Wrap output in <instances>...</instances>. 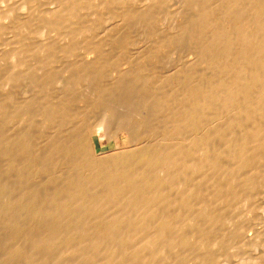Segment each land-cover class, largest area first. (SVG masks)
<instances>
[{"label": "bare ground", "instance_id": "6f19581e", "mask_svg": "<svg viewBox=\"0 0 264 264\" xmlns=\"http://www.w3.org/2000/svg\"><path fill=\"white\" fill-rule=\"evenodd\" d=\"M2 1H3V3H5L7 5V7L4 6L6 8L3 10H2V8H0V37L5 35L8 32V30H9V32H8L9 36L11 33L14 34V32H15V35L14 36L12 35L13 37L10 39L12 41L10 42V44L8 43L11 46H12L11 43H13V45H15L14 47L12 46L13 48L10 47L12 52L9 56H11L15 61L14 67L15 68L21 67L20 70L23 68L22 67L23 64H28L30 62V60H37L38 58L35 59L36 57H38V56L44 57L43 55H47V54L52 55L53 53L54 54L60 53L63 56L70 57V55L71 56L73 54L77 55L79 53L80 54L81 53H83V54L87 53L89 55V53H91L93 51H95V52L97 51L96 53H99L101 51L103 52L105 50V49H103L104 48L103 43L105 41H108L109 44L107 42H105L104 45L108 44V45H111L113 47H114V45L120 44V50L119 49L118 50L122 51L124 49H127L128 46H131L132 40L134 41V39H136V38H138V39L141 38L142 40H145V41L147 40L148 42L150 41V43H151L150 48L152 50V53L153 52L154 53L160 52L164 49L171 48L174 45H175L174 47H177V46H180V47L183 46L184 47L185 46V48L187 47L189 50L188 53H190V55H192L194 57V59L197 58V60L199 61L198 66L203 67V69H201V68L200 69L205 70L204 72H201V70L199 71L204 76V77L202 76L203 78L201 77V79L199 77L197 78V79L201 80V83L199 85H196L195 88H193V89H189V91L186 90L188 92H184V91L181 92V93H184L182 96L185 95V98H188V99L190 98L192 101L191 103H189V107L187 108V110L182 112L183 114L180 115L181 118L183 117L184 122L178 124L181 128L187 130L189 133V138L186 140V142L183 141L181 145H178L179 144L178 140L182 141L183 136L181 137V139H179V136H172V133H171L170 138H169L170 140H167L166 139L167 135H165V133L168 132V130L164 131L165 130L164 127L160 126L161 128H163L162 131H163L165 136L162 138L161 137L158 138L157 136L152 137L155 140V141L151 140L152 138L150 139L151 141H154V142H151L152 145H148L147 147H145L141 151L138 149L139 154H137L136 157H132L131 161H129L128 165L123 160H122L123 162H121V159H123V154H124L123 152H128L130 149H133V147L130 148V145L133 142L126 147L115 148L110 153L104 152L103 155L96 156L95 159H93V162L96 161L94 163H97L99 165L101 163L102 165H104L103 167H105V165H107L108 172H107V170L104 169L105 172L110 174V177L112 176V177L117 178L116 180L118 181V182L115 181L114 183H112V186L110 189L111 193H109V195L107 193V198H105L106 200H104V201L109 200L113 204L115 202V200H114V198L112 199V197L117 196L120 193V191H118L120 186H121V193H122L123 192L122 185L124 183L127 184L126 182L129 183V181H130V185L128 184L129 186H127V187L129 188L131 186V188H133L134 191L130 190V192H127V193H129L132 198L134 197V199H131V197H129L133 201V202L130 201L131 203H133V205H130V207L128 206L127 208H130L132 210L133 207L137 206L138 208H134V209H136L135 211H137L138 209L141 211V213H139L140 215L137 213V215H134L135 217H133V215L132 216L129 215L130 217H133V218L128 219L127 221L129 222V220H132L134 223L131 221L132 224H130V222H129L128 223L129 227H127L128 229H126V227L124 229H121L120 227L118 228V225L115 224V222L113 221V223L110 225V227L112 226L113 228L111 227L109 230H107V228L103 229L102 227H97V228L94 227V230L92 229L93 231L92 230L89 231L90 229L86 230L89 232H85V231L79 232L80 229H78V228H77L78 229L77 231L76 230L74 231L73 229H72L73 231H70L69 229H66V230H55V229L49 230L48 229L47 230L48 232L47 231H39L40 233L37 232L39 235L38 237L40 238V240L38 242H40L41 244H39L40 246H39L38 251L36 250L38 252L39 256H41V255L44 256L45 254H47V253H45L46 252L45 250H49L48 248L46 249L44 245L47 246V244H49L50 246L49 245L48 246L51 247L52 242L55 239H58L59 237L63 238V240H62V238L59 239V240L63 241V243H61V244H64L65 241L78 240V241L82 242L81 243L82 246H83V243L85 245L86 244L91 245V247L83 248L85 246L84 245L83 247L77 248L74 250L72 248H75V247H72L71 248L72 252H70L71 251L70 249H69V252L66 249L67 252L66 253L63 252V254H61V252H60V254L63 255V256H61V255L60 256L65 258V259L63 258L62 260L58 259L59 258V255H58L59 253H57L58 251L54 252V253H57L58 257L56 259L60 260L59 262L58 261L57 262H53V261L52 262H47V261L42 262L41 261L39 264H167L168 262H183V263L184 262H186V263L187 262L188 263L189 262H216L215 257L209 258V257L205 256V254L202 256L201 255L198 256L196 254L197 253L198 254L205 253L204 250L206 249L207 246H209L206 244V240L209 236H211L210 235L212 233L211 231L217 230V233L219 234V232H220L219 230H221L219 227H221L222 229L227 228L228 223H227V220H225V217H227V215H229V214L234 213L235 207H237V208H238V206L243 207L244 204L247 203V201H249V198L250 199L252 198V195L254 197V192L256 191L258 182L262 181L264 179V114L262 116H260V114H261L260 109L264 107V0H219V2H222V4L225 3V5H226V3H227L230 5L229 9H228V10H230L229 15L227 13L228 12L227 10H226V12L224 11L225 8H224V10L221 9L222 13L219 15L217 14L216 9H214V11H213V8H214L213 6L216 7L215 4H217V3L213 4L214 0H6L5 2H4V0H2ZM1 3H0V5H2ZM221 5L218 4L219 7ZM222 6H224V4ZM226 7H228V6L226 5ZM218 8H217V10H218ZM220 11H218V12H220ZM213 12L214 13L216 12V14H214ZM248 14H249V17H248ZM216 15L218 16V18ZM215 23H219V25L218 24L215 25ZM229 24L232 25V28L234 31L228 30L229 27L227 28V26ZM229 29H231V28H229ZM10 31H12V32H10ZM229 31L233 32L232 35L230 34ZM6 35H8V34H6ZM5 36H3V37L5 38ZM2 40H3V38H2ZM154 40H155V43H154ZM156 40H158L159 43H157L158 41H156ZM129 41H131V42L129 43ZM148 42H145V43H148ZM129 44H131V45H129ZM5 45H7V44H4L3 46H5ZM147 45H149V43ZM117 46H115L116 49L119 47V46L118 47ZM2 47H0V48H2ZM185 48H183V49H185ZM233 48H235V51L237 52L235 56L233 55L235 52L232 53V51H234V50H232ZM4 49H3V51H4ZM174 49H173V51H175ZM98 50H101V51H98ZM110 50H112V49H110ZM144 50H145V48H144ZM185 50H187V49H185ZM0 52H2V49L0 50ZM4 52H6V51H4ZM179 52H181V51H179ZM80 54H79V56L83 55V54L82 55H80ZM136 54H138L137 51H136ZM149 54H151V53H149ZM168 54H170V53H168ZM173 54H174V52H173ZM126 55H127V53H126ZM180 55L183 56V54H179V56ZM232 55L234 56V58H231L229 60L228 58ZM127 56H129V55H127ZM49 57H50V55H49ZM129 57H131V56H129ZM129 57H128V59H129ZM88 58L90 59V57H88ZM185 58H187V57H185ZM3 59H5V57ZM45 59L48 61V58L45 57ZM63 60H64V58H63ZM63 60H61V61H63ZM92 60L95 61L94 59H92ZM189 60H191V59H189ZM40 61H41V63L45 62V61H43V59H40ZM75 61H77V60H75ZM194 61H196V59ZM35 62H37V61H35ZM51 62H53V61H51ZM113 62L115 63L116 61H113ZM97 63L99 64V62H97ZM216 63H217V65H216ZM35 64H37V63H35ZM86 64H88V63H86ZM98 64H97V66H98ZM173 65H174V63H173ZM198 66L196 65V67H198ZM214 66L217 67L218 73L216 72L215 69L213 71ZM1 68L2 67H0V69ZM10 69L11 68H9L8 70H10ZM11 70L15 71L16 69L15 70L11 69ZM8 72L10 73V71H8ZM212 72H214L215 76H216L215 73H217L218 75L220 74L221 76L219 75V77H218V75H217V77L214 78V76L212 75ZM20 75L22 77V74H20ZM20 75H18V76H20ZM177 75H179V74H177ZM180 75H181V73H180ZM198 75L199 74L197 73L196 75L191 76V77L195 78V76H198ZM222 76H224V79H222ZM2 77H3V75L1 76V74H0V78H2ZM5 78H4V81H6ZM217 78H219V80H217ZM11 79L14 80L16 78L14 77V79H13V77H12ZM32 79H33V77H32ZM88 79H89V77H88ZM2 80H3V78H2ZM12 80H10V81H12ZM19 81H21V80H19ZM19 81H17L15 84H17V83L21 84ZM33 81H34V79H33ZM33 81H32V83H33ZM7 82H8V80H7ZM79 82L81 83V81H79ZM84 82L86 83L87 81H84ZM0 83H1V80H0ZM69 83H71V82H69ZM72 84H74V83H72ZM72 84H71V86H72ZM163 84H165V83H163ZM2 85L3 84L1 83V85H0L1 89H3L1 87ZM4 86L7 88L6 84ZM8 86H9V84H8ZM190 86H193V85H190ZM1 89H0V91H1ZM217 89H220V91ZM215 91H216V93L218 91L221 92L219 94V96H218V93L216 95ZM8 92H6L5 94H7ZM0 93H2V92H0ZM5 94L2 93L1 98L3 97L2 95H5ZM6 96H4V98ZM8 96H10L9 93H8ZM107 97H108V94H107ZM192 98H193V100H192ZM3 100H6V98ZM114 100H115V98H114ZM60 101H61V99H60ZM62 102H63V100H62ZM170 102H173V101H170ZM70 103H72V102H70ZM1 104H0V116L3 115V111H4L3 106L5 105V104L4 105H1ZM9 104H11V103H9ZM108 104H109V102H108ZM158 105L160 106V104H158ZM187 105L188 104H186L185 106L187 107ZM79 106H80V104H79ZM160 107H162V105ZM109 108L112 109V107H110V106H109ZM128 108H129V106H128ZM177 109H179V108H177ZM183 109H185V108H183ZM257 109H259V110H257ZM106 110H107V108H106ZM57 111H58V109H57ZM99 111H100V109H99ZM128 111L130 112V110H128ZM111 112L109 113V115H111ZM117 112H118V110H117ZM80 113H82V112H80ZM107 113H108V110H107ZM157 113H158V111H157ZM262 113H263V110H262ZM4 114H5V112H4ZM97 114H98V112H97ZM7 115H8V112H7ZM113 115L114 114H112L111 116H113ZM115 115L117 116V113ZM135 115H138V113ZM144 115H146V114H144ZM81 116H83V115H81ZM93 116H95V115H93ZM99 116H102V115L99 114ZM107 116L108 115H106V117ZM116 116H115V118L117 120L118 118ZM142 116L140 114V117L139 116H137V117H139V119H140ZM180 116H178V117H180ZM47 117H45V118H47ZM137 117H135V118L137 119ZM145 117L146 116H144L143 118H145ZM75 118H77V117H75ZM93 118L95 119V117H93ZM101 118H103V116ZM122 118L125 119L124 115ZM143 118H142V121H146L147 117L145 118V120H143ZM186 118H188V122H187V120H185ZM1 119H2V116H1ZM82 119H84V118L82 117ZM6 120H9L8 117ZM6 120H4V121H6ZM15 120L18 121V118ZM129 120H132V117H131V119L129 118ZM178 120H179V118H178ZM183 120H181V121H183ZM2 121H3V119H2ZM83 121H85V120H83ZM113 121H115V120H113ZM119 121H120V118H119ZM123 121H125V120H123ZM53 122H52V124H53ZM76 122H79V120ZM120 122H119V124L117 123V126L115 124V128L113 127L114 129L110 128L111 129L110 130L109 128H106L107 130L109 129L108 134H106L104 132V130H106V129L103 128L104 130H102V126H101V123L99 121H98V123H100V124H98L99 126L93 125L92 127L87 128L86 129L87 134L85 136L80 137V135L85 134V131L83 130L84 129L83 128L82 132H84V134L79 133V137L77 136V138L75 137L76 138L75 140L73 139L74 142H77L79 147H82V149L80 148L81 151H83V149H84L83 152L80 151L81 155L82 154H83V156L86 155V157H84L86 159L87 156L90 157V155H88L87 154L88 152L87 151L85 152V150L88 149L89 147L96 149L95 136L100 135L102 137V140L103 141L105 140V142H106L109 140H114L115 137L120 133H125L127 131V129H125L126 127L125 128L122 127L120 125L122 122L121 123ZM0 123H1V121H0ZM159 123H161V122H159ZM104 124H105V122L103 123V126H105ZM109 124L112 126L113 123H109ZM166 124L168 125V122ZM130 125H132V124H130ZM147 125H149V124H147ZM164 125H165V123H164ZM178 125H176V124H175V126L172 125L171 127H169V129L172 127H173L172 129H175V128L177 129ZM43 126H44V124H43ZM100 126H101V128H100ZM136 126H138V125L136 124ZM0 127H3V126H0ZM6 128H7V126H6ZM64 128H65V126H64ZM73 128H75V127H71V129H73ZM165 128L168 129V126H165ZM0 129H3V128H0ZM128 131L126 132V134H128ZM159 131H160V129H159ZM159 131H157V132L160 134ZM0 132L2 133V131H0ZM4 132L5 131H3V133ZM129 132H131V130ZM147 132L148 131H146V133ZM1 133H0V157L4 156V153L6 152L5 151L6 150V148H5L6 142L3 140V139H5L4 137H6V136L3 135L4 137L2 138ZM167 134H170V132ZM128 135L130 136L131 134H128ZM161 135H163L162 132H161ZM18 136H19V134H18ZM71 136H72V134H71ZM131 136H130L131 141H133V138L134 139L137 138V137L135 138L133 136H132L133 137L132 138ZM142 137H144V134ZM155 138H157V139H155ZM147 139H149V138H147ZM158 139H160V140H158ZM164 139H166L167 141ZM61 140H63V139H61ZM150 140H148V142L145 141V143H149ZM175 141L178 142V144L176 143L177 145H173L170 143V142L175 143ZM139 142H141V140ZM13 143H16V142L14 141ZM65 145H66V143H65ZM74 145H75V143H74ZM131 146H133V145H131ZM137 146L138 145L136 144V147ZM86 147H88V148H86ZM67 148L65 150H67ZM52 152H54V151H52ZM132 153L133 152L131 151V155H133ZM125 155L126 154H124V156ZM71 156H73V155H71ZM93 156H95V155H93ZM5 158L1 157V159H5ZM92 158H94V157H92ZM92 158H90V159H92ZM190 159H194V163L192 162L193 160H191V162L193 164L190 162ZM16 163H17V161H16ZM1 164L2 163L0 162V166L5 168V166L1 165ZM3 164L6 165L7 163H3ZM86 164H88L87 160H86ZM134 164L144 165L142 168L143 169L145 168L146 170L143 172L142 171L135 172L134 171L135 168L133 170L130 169V168L134 167ZM176 165H178L177 167L179 168L180 177L182 174H184L186 172H192L194 174L195 177L194 176L193 177L195 178L196 183L198 184V186L199 185L202 186L201 188H197L198 190H201V189L204 190L205 187H203V185L207 186V188H208V184L210 183V186H209L210 190L209 191L211 193H210V195H208L209 197L207 196L206 193H205V195H206L205 196L203 194V192L202 193L198 192V196H196L197 198H195L196 199V201H195L196 205L198 204L197 213L195 215L189 217V218H187L188 217L187 215H186L187 217H184L185 214L183 215V217H181L182 215L181 216L179 215L180 217L176 216L175 219H178V218L179 219L180 218L186 219L187 218V220L189 221V226H190L189 229H186L184 227L185 229H183V230L182 229L181 230H178V229L169 230V229H171L172 225L170 223L167 225L166 221H164V220H166V218L169 219L168 218L169 215L168 216L165 215V219H163L164 216L162 219H161V217L159 218L160 225H157V228H153V226L155 227V225H153L151 229L148 227H144V228H148V229H143L142 228L143 226H146V225L148 226V223H146L147 221L145 219L155 218L151 212L155 209L154 206L157 204V202L160 201L158 196H160V195L162 196V194H164L162 192L164 187L173 188L174 190H175V188L176 189L178 188V186H179L178 181L179 180L177 181V180H175V178L171 177V175H173V173H171L169 175L172 168H173V171H175L174 167ZM16 166H19V165L15 164V167ZM150 167L153 169L152 173L148 172L149 171L148 169ZM140 168L141 167L139 165V168H137V170H139ZM0 169H2V168H0ZM71 169H73V168H71ZM2 170H6V169H2ZM2 170H0V171H2ZM9 171H11V170H9ZM92 171H94V170H92ZM57 172H59V171H57ZM88 172L86 173L87 176L82 175L81 178L79 177L80 179H82V180L79 179L80 183L87 178L93 179V177H94V180L96 179L98 181L99 178L97 176L92 177V175L95 173L89 174ZM23 173H25V172H23ZM88 174H89V176L91 175V177H89ZM0 175L5 176V174L3 172ZM100 175L102 176V173ZM98 176H99V173H98ZM2 178H4V177H2ZM7 179L8 178L6 177V180ZM16 179H17V177H16ZM105 179H107V178H105ZM177 179H179V176ZM113 180H115V179H113ZM0 181H2V179H0ZM111 181H112V179H111ZM20 182H22V181H20ZM89 182H90V180H89ZM108 182H110V180H108ZM188 182H190V181H188ZM6 183H7V181H6ZM107 185L109 186V184H107ZM161 185H163V186H161ZM186 185H187L186 187H188V184H186ZM117 187H119V188L117 189ZM28 188H29V186H28ZM76 188L79 189V186H77ZM76 188L74 190H76ZM193 188L195 189V187H193ZM207 188L205 190H207V193H208L209 191ZM108 190H109V188H108ZM189 190H191V189L189 188ZM78 192L79 191H77V193ZM29 193L31 194V192H29ZM71 193H72V191H71ZM100 193H102V192H100ZM167 193H168V191H167ZM184 193L185 192H183V194ZM129 194H128V196H129ZM177 194H178V192H177ZM187 194H188V192H187ZM101 196H102V194H101ZM161 196H160V198H161ZM72 197L74 198V196H72ZM129 198H128V200H129ZM13 200H15V199H13ZM113 200H114V202H112ZM124 200H125V198H124ZM128 200H126V201H128ZM206 200L210 201L209 203L207 202L208 205H206ZM137 201H140V202L138 203ZM184 202H188V201H184ZM88 203H90V202H88ZM93 203H95V202H93ZM117 204H119V203H117ZM126 204H129V203H126ZM126 204H124V205L122 204V205L126 207L127 206ZM137 204H139V205H137ZM158 204H157V206L160 205V204L159 205ZM163 204H164V202H163ZM185 204L187 206V203H185ZM83 206H84V208H87V206L86 207H85V205H83ZM93 206H90L92 208V210L89 209L90 207L87 208V209H89L88 211L91 210L89 213H87V214H89V215H87V218H89V216H91L90 217L91 219L96 218L97 214L99 212H101V210H102L101 208H99L100 209V211H99L98 208H94ZM191 206L194 209L193 202H192ZM253 207H255V206H253ZM102 208H104V207H102ZM127 208H125L126 211L127 210L130 211V209H127ZM168 208H169V206H168ZM123 209L124 208H121V211ZM112 211H114V210H112ZM132 212H134V211L132 210ZM125 214H127V213H125ZM134 214H136V212H134ZM58 215H60V214H58ZM103 215H105V214H103ZM3 216H4V214H3ZM123 217H126V215H124ZM123 217L121 216V219H126ZM87 218H86V220H87ZM237 218L239 220L241 219V218H239V216H237ZM113 219L115 220L114 217H113ZM118 219L119 218H117V220ZM184 219H182V220H184ZM58 221H59V219H58ZM150 221H148V222H150ZM228 221H229V219H228ZM185 222H187V221H185ZM152 223H149V226H151ZM229 224H230V222H229ZM77 225H79V224H77ZM102 225L104 226V224H101V226ZM121 225H124V224L121 223ZM62 226H61V228H62ZM86 228H87V226H86ZM246 230H247V228H246ZM242 231L244 232V229ZM213 233H216V231ZM220 234H221V232H220ZM220 234H219V236H220ZM39 238H37V239H39ZM59 240L57 241L58 244H59ZM96 240L99 241L98 244H96L97 243ZM62 241H60V242H62ZM242 241H243V239H242ZM55 242L56 241H54L53 244L56 246L57 243L55 244ZM102 242H108L111 245H107L108 243L107 244L104 243V244H106V245H104ZM207 242H208V240H207ZM159 243H161V244H159ZM242 243H244V242H242ZM42 244H43V246H42ZM61 244H59V247ZM79 244H78V247L81 246ZM163 244H166V245H163ZM162 245H163V247H162ZM177 245L183 247V248H181L183 251L181 250L179 252L176 249V247H178ZM36 246H38V244H36ZM55 246H52V249L53 248L59 249L58 247H55ZM63 246L64 245H62V250H63ZM69 246L70 245L68 244V247H65V248H69ZM71 246H73V245H71ZM76 247H77V244H76ZM50 250H51V248H50ZM50 250H49L48 254H50L52 252ZM91 251L96 252V254H97V260L96 261H93L91 259V258H94L96 256L95 255L94 257H92L91 254H93V252H91ZM17 254L18 253H16V255ZM89 254H90L91 258L88 257ZM11 256L13 257V254ZM7 257H8V255H7ZM43 258H41L40 260H42ZM34 261H35V259H34ZM73 261H75V262H73ZM186 263H184V264H186Z\"/></svg>", "mask_w": 264, "mask_h": 264}, {"label": "rangeland", "instance_id": "374dc122", "mask_svg": "<svg viewBox=\"0 0 264 264\" xmlns=\"http://www.w3.org/2000/svg\"><path fill=\"white\" fill-rule=\"evenodd\" d=\"M5 1L6 0H4V2ZM216 1L214 0V3H213V4L217 3V4H215L216 7L213 6L214 7L213 11H214V9H216L217 14L219 15L222 13V10H224V8H225L224 11L226 12V10H227L228 11L227 13L229 15L230 10H228V9H229L230 5L226 3V5L228 6V7H226L225 3H223L224 6H222L223 5L222 2H219V0H216ZM0 3L2 4V5H0L1 6L0 8H2V10L7 7V5L5 3H3L2 0H0ZM218 4L219 5L222 4V5L219 7ZM4 6H6V7H4ZM217 8H218V10H217ZM219 9L220 10L222 9V10L220 11ZM218 11H220V12H218ZM214 14H216V12ZM248 17H249V14H248ZM217 18H218V16H217ZM216 24L219 25V23H215V25ZM228 27L231 29H229ZM227 28H228V30L234 31L232 28V25H230V24L227 26ZM8 32H9V30H8ZM8 32L7 33L5 32L8 35H6L5 33L4 34L6 36L3 35V36H5V38L3 36L0 37V39H1L0 40V47H2L4 44H7V45L3 46L2 48H0V50L2 49V52H0V54H1L0 55V67H2L0 69V74H1V76L3 75V77H2L3 80H2V78H0L1 83L3 84L1 86L3 89L0 88L1 89L0 92L5 94L6 92L9 91L8 93L10 95V96H8V93L5 95H2L3 99L6 98V100H3L1 98L2 93H0V98H1L0 104L1 103H2L1 105L5 104L3 106V108H4L3 115H1L2 119H3V121L6 120L7 117L9 119V120H6L3 122L1 119V116H0V121H1L0 126H3L0 128L4 129V130L0 129V131H2V133H3V131H5L4 132L5 134L4 133L2 134L1 132L0 133L2 135V138L4 136H6V137H4L5 139H3L6 142L5 143V148H6L5 151L6 152L4 151L5 152L4 156L6 158L4 156H1L2 158H5V159H1V157H0V159H1L0 162L2 163L1 165L5 166V168H3L1 166H0V168L6 169V170L0 169V170H2V171H0V174H2V172L5 174V176L0 175V179H2V181H0L1 182L0 183L1 184L0 185V188H1L0 189V211H1L0 212V264H36V263L39 264L41 261L42 262H46V261L47 262H52V261L53 262H57V261L59 262L60 260H58V259L62 260L64 258V257H61V256H63V255H61V254H63V252L64 253H66L67 251L69 252V249L71 250L72 247H75V248H72L73 250L77 249V248H81L85 244L83 243V246H82V244H81L82 242L78 241V240H74V241H65L64 240L66 243L64 242V244H61V243H63V241H62L63 238L59 237L58 239L54 240V241H56L55 244L57 243L56 246L53 244L54 241L51 244L52 246L58 247L59 249H57V248L52 249V246L49 247L50 246L49 244H47V246L44 245L46 249L48 248L50 250V248H51L50 251H52L51 253L53 255L51 253L48 254L49 250H45L46 251L45 253H47V254H45L44 256H42V255L39 256V254L37 252L39 249V246H40L39 244H41L40 242H38L40 240V238L38 237L39 236L38 233H40L39 231H47L48 229L49 230H54V229L55 230H66V229H69L70 231H73V230L77 231L78 229H80L79 232H81V231L89 232L92 229L94 230V227H96V228L102 227L103 229L107 228V230H109L112 227V226L110 227V225L113 223V221L115 222V224L118 225V228L120 227L121 229H124L126 227V229H128L127 228V227H129L128 223L130 222V224H132L131 223L132 220H129V222L127 220L135 217L134 215H137V213L138 214L141 213V211L139 209L137 211H135L136 209H134V208H138L137 206L133 207V208L131 207L132 210L134 212H136V214H134V212H132V210L130 208H127L128 206L130 207V205H133V203H131L130 201H132L131 199H134V197L132 198L130 196V194L127 193V192H130V190L134 191L133 188H131V186L129 187L130 189L127 187L130 185V181H129V183L126 182L127 184L124 183L122 185V190H123L122 193H121V186H120V188L117 187V189L119 188L118 191H120V193L117 196L112 197V199L114 198V200H115V202H114V200L112 202H114L115 204L114 203L112 204L109 200L104 201V200H106L105 198H107V193H108V195H109V193H111L110 189H111L112 183H114L115 181L116 182H118V181L116 180L117 178L112 177V176H111L112 177L111 178L110 174L105 172V170H107V172H108L107 165H105V167H103L104 165H102L101 163H100V165L97 163H94L96 161L93 162V159H95L96 156L103 155L104 152L110 153L115 148H123V147H126L133 142L131 144L133 146L130 145V148L133 147V149H130L128 152H123L126 155L124 156V154H123V159H121V162L124 161L128 165L129 161H131V158L136 157L137 154H139V150L141 151L142 149H144L148 145H152L151 142L155 141L152 137L157 136L158 138H160V137L162 138L165 135H167L166 139L170 140L169 138H170V135L172 133V136H179V139H181V137L183 136L182 137L183 139H182V141L178 140L179 144L177 141H175V143L170 142L171 144L181 145L183 141L186 142V140L189 138V133L187 130L181 128L178 124L184 122L183 117L181 118L180 115L183 114L182 112L187 110V108L189 107V103H191L192 101L190 98L189 99L185 98V95L182 96L184 93H181V92H183V91L188 92L189 89H193V88H195L196 85H199L201 83L200 79L203 76V74L201 72H204L205 70H201V69H203V67L198 66L199 61L197 60V58H195L197 62L194 61L195 59L192 55H190V53H188L189 50L187 47L185 48V46L184 47L182 46L183 48L187 49V50H185L180 46L174 47L175 46L174 45L171 48H167V49L160 51L161 53L160 52H156V53L153 52L152 53V50L150 48L151 47L150 41L148 42L147 40L145 41V40H142L141 38L140 39L136 38V39H134V41L132 40V42L129 41V43L131 42L132 45L131 44H129L131 46L127 45L128 48L126 47L127 49H124L126 52L122 49H121L122 51H119L120 50V44H117L119 47L117 45H114V47L115 46L118 47L116 49V47L114 48L113 46L108 45L109 44L108 41H105L108 43L107 44L108 46L106 44H105L106 46L104 45L105 42L103 43L104 48L103 47L102 48L105 49L103 52L101 50H98V51H101L99 53H96L97 51L96 52L93 51L94 53L91 52V53H89V55L87 53H85V54L79 53L80 55L83 54L82 56H79V54L76 53L77 55L73 54L74 56L70 55V57L63 56L60 53L59 54L53 53L52 55L47 54V55H43L44 57H41V56L36 57L35 59L38 58L37 60H30L29 63L27 62L28 64H23V66H22L23 70L22 69L20 70L21 67H19V68L14 67L15 61L11 56H9L12 52L10 47L15 46V45H13V43H11L12 46L9 45L10 42L12 41L10 39L15 35V32H14V34L11 33L10 36H9ZM10 32H12V31H10ZM232 33L233 32H230L231 35H232ZM2 38H3V40H2ZM156 41H158V40H156ZM135 42L136 43L138 42V43L136 44ZM145 42H148L149 45H147L148 43H145ZM154 43H155V40H154ZM157 43H159V41ZM144 48H145V50H144ZM172 48L173 49L175 48L174 49L175 51H173ZM3 49L6 52H4ZM110 49H112V50H110ZM232 50H234V51H232V53L235 52L233 54L235 56L237 53L235 51V48H233ZM136 51L138 54H136ZM179 51H181V52H179ZM173 52H174V54H173ZM126 53H127V55H129L131 57L127 56ZM149 53H151V54H149ZM168 53H170V54H168ZM178 53L183 54V56H181V55L179 56ZM49 55H50V57H49ZM232 56H230L228 59L230 60L231 58H234V56L233 57ZM2 57L3 58L5 57V59H3ZM45 57L48 58V61L45 59ZM88 57H90V59ZM128 57H129V59H128ZM185 57H187V58H185ZM63 58H64V60H63ZM40 59H43V61H45V60L46 61L41 63ZM92 59H94L95 61H93ZM189 59H191V60H189ZM61 60H63V61H61ZM75 60H77V61H75ZM35 61H37V62H35ZM51 61H53V62H51ZM113 61H116V62L114 63ZM97 62H99V64ZM35 63H37V64H35ZM86 63H88V64H86ZM173 63H174V65H173ZM97 64H98V66H97ZM196 65L199 68L196 67ZM216 65H217V63H216ZM9 68H11L13 70L16 69V70L15 71H12L11 69L8 70ZM214 69L218 73L217 67L214 66L213 71H214ZM200 70H201V72H199ZM8 71H10V73ZM180 73H181V75H180ZM195 73L196 74L198 73L199 75L195 76V78H192L191 76L196 75ZM217 73H215L216 74V76H215L214 72H212V75L214 76V78L217 77V75H218ZM20 74H22V77ZM177 74H179L180 76ZM18 75H20V76H18ZM219 75H218V77H219ZM12 77H13V79H14V77L16 79L12 80L11 79ZM32 77H33L34 81H33ZM88 77H89V79H88ZM198 77L200 79H197ZM4 78L6 79V81H4ZM222 79H224V76H222ZM7 80H8V82H7ZM10 80H12V81H10ZM19 80H21V81H19ZM78 80L81 81V83ZM83 80L87 81V82L85 83ZM217 80H219V78H217ZM17 81H19L21 84H19V83H17L18 85L15 84ZM32 81H33V83H32ZM69 82H71V83H69ZM1 83H0V85H1ZM7 83L9 84V86ZM72 83H74V84H72ZM163 83H165V84H163ZM5 84H6L7 88L4 86ZM71 84H72V86H71ZM190 85H193V86H190ZM186 90H188V91H186ZM217 90L220 91V89H217ZM216 91H215V93H216ZM219 91L217 92L218 96L221 93ZM106 93L108 94V97H107ZM217 93H216V95H217ZM4 96H6V97L4 98ZM114 98H115V100H114ZM60 99H61V101H60ZM62 100H63V102H62ZM192 100H193V98H192ZM170 101H173V102H170ZM70 102H72V103H70ZM108 102H109V104H108ZM9 103H11V104H9ZM79 104H80V106H79ZM158 104H160V106L162 105V107H160ZM186 104H188L187 107L185 106ZM109 106L112 107V109H110ZM128 106H129V108H128ZM182 107L185 109H183ZM106 108L108 110V113H107ZM177 108H179V109H177ZM57 109H58V111H57ZM99 109H100V111H99ZM261 109L263 110V113H262ZM261 109H260V112H261L260 116H262L264 114V107ZM117 110H118V112H117ZM128 110H130V112ZM257 110H259V109H257ZM157 111H158V113H157ZM4 112H5V114H4ZM7 112H8V115H7ZM80 112H82V113H80ZM97 112H98V114H97ZM110 112H111V115L114 114L113 115L114 117L109 115ZM136 112L138 113V115H135V114H137ZM116 113H117V116L115 115ZM99 114L102 115L103 118H101L102 116H99ZM140 114H141V116L142 115L143 116L139 119ZM144 114H146V115H144ZM43 115L45 117H47V116L48 117L45 118ZM81 115H83V116H81ZM93 115H95V116H93ZM106 115H108V116L106 117ZM123 115H124L125 119L122 118ZM74 116L77 118H75ZM115 116L118 118L117 120H116ZM137 116H139V117H137ZM144 116L147 117V118L145 117L146 121H142V118ZM178 116H180V117H178ZM82 117L84 119H82ZM93 117H95V119ZM131 117H132V120H129V118L131 119ZM135 117H137V119ZM17 118H18V121L15 120ZM119 118H120V121L121 120L122 121L125 120V121H123V122L121 121L122 122L121 123L119 121ZM145 118H143V120H145ZM178 118H179V120H178ZM112 119L115 121H113ZM78 120H79V122H76ZM83 120H85V121H83ZM181 120H183V121H181ZM185 120H187V122H188V118H186ZM98 121L101 123L102 130H104L106 128L114 129L115 124L117 126V123L119 124V122H120L121 123L120 125L124 128L126 127L125 129H127V131L129 129L131 130V132H129L130 130L128 131V134H131L133 137H135V138L137 137V138L134 139L130 135L133 138V141H131L130 136L128 134H126L127 131L125 133L118 134L114 140H109L106 142H105V140L104 141L102 140V137L100 135L95 136L96 149H93L91 147H89V148L86 147L88 149H86L85 152L87 151L88 152L87 154L90 155V157L87 156V158L85 159L84 157H86V155L85 154H84L85 156H83V154L81 155V152H83L84 149H83V151H81L80 148L82 149V147H79L77 142H74V140L77 138V136L79 137V133L84 134V132H82L83 130L85 131V134L80 135V137L85 136L87 134L86 129L92 127L93 125L97 126L98 124H100V123H98ZM52 122H53V124H52ZM104 122H105V124H104L105 126H103ZM159 122H161V123H159ZM167 122H168V125L166 124ZM109 123H113L112 126ZM164 123H165V125H164ZM43 124H44V126H43ZM130 124H132V125H130ZM136 124L138 126H136ZM147 124H149V125H147ZM175 124L178 125L177 129L176 128L172 129L173 127L169 129V127H171L172 125L175 126ZM6 126H7V128H6ZM64 126H65V128H64ZM101 126H100V128H101ZM160 126L164 127V129H165L164 131L168 130V132H166L165 135L162 131L163 128H161ZM165 126H168V129H166L167 127L165 128ZM71 127H75V128L71 129ZM159 129H160V131H159ZM108 130L106 129V130H104V132L106 134H108V132H109ZM146 131H148V132L146 133ZM157 131H159L160 134ZM161 132L163 135H161ZM169 132H170V134H167ZM18 134H19V136H18ZM71 134H72V136H71ZM143 134H144V137H142ZM147 138H149V139H147ZM61 139H63V140H61ZM68 139L69 140L71 139L72 141L71 140L69 141ZM150 139L154 140V141H151ZM155 139H157V138H155ZM166 139H164V140H166ZM140 140H141V142H139ZM148 140H150V142H149L150 144L145 143V141L148 142ZM158 140H160V139H158ZM12 141L13 142L15 141L16 143H13ZM65 143H66V145H65ZM74 143H75V145H74ZM136 144L138 145L137 147H136ZM66 148H67V150H65ZM52 151H54V152H52ZM131 151L133 152L132 153L133 155H131ZM71 155H73V156H71ZM93 155H95V156H93ZM91 156L94 158H92ZM90 158H92V159H90ZM86 160H87L88 164H86ZM191 160H193L192 162L194 163V159H190V162H191ZM16 161H17V163H16ZM3 163H7V164L5 165ZM15 164H17L19 166L15 167ZM139 165L141 168L139 170H137V168H139ZM143 166L144 165H141V164H137V165L134 164V167H132L130 169L133 170L135 168V170H134L135 172H139V171L143 172L146 170L145 168L144 169L142 168ZM177 166L178 165H176L174 167L175 171H173V168H172L169 175L171 173H173V175H171V177L175 178V180H177V181L179 180L178 181V183H179L178 188L177 189L175 188V190H174L173 188L164 187V189L162 191L164 194H162V196L160 195L161 198H160V196H158L159 200L160 201L162 200L161 201L162 203L160 201H158L157 204L159 203L160 205L158 204L159 206H157V204H156L154 206V208L156 210L154 209L151 212L155 218L145 219L147 221L146 223H148V226L147 225L143 226L142 227L143 229H148V228L151 229L153 225H155V227L153 226V228H157V225H160L159 218L161 217V219H162L164 216L163 219H165V215L166 216L169 215L168 216L169 219L166 218V220H164V221H166V224L168 225L170 223L172 225L171 229H169V230H174V229L175 230L176 229H178V230L182 229L183 230L185 228L189 229L190 226H189V221L187 220V218H189V217H191L197 213L198 204L196 205V202H195L196 199L195 198H197L196 196H198V192H201V193L203 192L204 195L206 193L207 196L210 195V193H211L209 191L210 190V187H209L210 183L208 184V188H207V186L203 185V187H205V189L206 188L208 189L209 194L207 193V190H205V189L204 190L206 192L203 189L198 190L197 188H201L202 186H200V185L198 186V184L196 183V180L194 178L195 177L194 174L192 172H186V173L182 174L180 177L179 168ZM70 167L73 169H71ZM9 170H11V171H9ZM92 170H94V171H92ZM148 170H149L148 171L149 173L153 172V169L151 167ZM57 171H59V172H57ZM23 172H25V173H23ZM87 172L89 174L95 173L92 175V177L97 176L99 178L98 181L99 180L100 181L98 182L96 179L94 180V177H93V179L87 178V179H85L86 181L84 180L85 182L82 181L83 183L82 182L80 183V180H82V179H80L81 176L82 175L87 176V174H86ZM100 172L102 173V176L100 175L101 174ZM98 173H99V176H98ZM89 174H88V176H89ZM15 176L17 177V179ZM178 176H179V179H177ZM2 177H4V178H2ZM6 177L9 180L8 179L6 180ZM89 177H91V175ZM105 178H107V179H105ZM111 179H112V181H111ZM113 179H115V180H113ZM89 180H90V182H89ZM108 180H110V182H108ZM6 181H7V183H6ZM20 181H22V182H20ZM188 181H190V182H188ZM107 184H109V186ZM186 184H188V187L191 190H189V188L186 187L187 186ZM28 186H29V188H28ZM77 186H79V189L76 188ZM161 186H163V185H161ZM193 187H195V189ZM75 188H76V190H74ZM108 188H109V190H108ZM71 191H72V193H71ZM77 191H79V192L77 193ZM167 191H168V193H167ZM29 192H31V194ZM100 192H102V193H100ZM177 192H178V194H177ZM183 192H185V193L183 194ZM187 192H188V194L189 193L190 194L188 195ZM101 194H102V196H101ZM128 194H129V196H128ZM72 196H74V198ZM129 197H131V199ZM124 198H125V200H124ZM128 198H129V200H128ZM11 199L12 200L15 199V200L12 201ZM126 200H128V201H126ZM184 201H188V202H184ZM88 202H90V203H88ZM93 202H95V203H93ZM137 202L139 203L140 201H137ZM163 202H164V204H163ZM192 202H193L194 209L191 206ZM207 202L209 203L210 201L206 200V205H208ZM117 203H119V204H117ZM126 203H129V204H126ZM185 203H187V206ZM247 203H245L243 207L242 206H238V208L235 207L234 213L229 214V215L226 214L227 217H225V220H227L229 227L227 226V228H224L226 231L224 229H222L221 227H219L221 229V230H219L221 232V234L218 231L220 236L217 233V230H212L211 231L212 233L210 234L211 236H209L207 238L209 243L206 240V244L209 245L206 247L207 250L206 249L204 250L205 253H201V254L197 253L196 254L198 256L199 255L202 256L205 254V256H207L209 258L215 257L216 262H189V263L184 262V263H186V264H264V179L262 181L258 182L256 191L254 192V197L252 195V198L251 199L249 198V201H247ZM122 204L123 205L126 204L127 206L125 207ZM83 205H85V207L87 206V208L94 205L93 206L94 208H98V209L101 208L102 210H101V212H99L100 211V209H99V211H98L99 213L97 214V217L92 218L93 219L92 220L90 218L91 216H89V218H87V215H89L87 213H89L92 210V208L90 207L89 209H91V210L88 211L89 209L84 208ZM137 205H139V204H137ZM167 205L169 206V208ZM253 206H255V207H253ZM102 207H104V208H102ZM121 208H124L123 209L124 211L123 210L121 211ZM125 208L130 209V211H128V210L126 211ZM112 210H114V211H112ZM125 213H127V214H125ZM3 214H4V216H3ZM58 214H60V215H58ZM103 214H105V215H103ZM120 215L122 217L124 215H126V217H123L126 219H121ZM129 215L130 216L133 215V217H130ZM179 215L180 216L182 215L181 217H183V215H184V217H187V216L188 217L186 219H184V218L175 219L176 216L180 217ZM237 216H239V218H241L242 220L240 219L241 220L240 221L237 218ZM85 217L87 218V220ZM113 217L115 218L116 221L113 219ZM117 218H119V219L117 220ZM58 219H59V221H58ZM182 219H184V220H182ZM228 219H229V221H228ZM148 221H150V222H148ZM185 221H187V222H185ZM229 222H230V224H229ZM121 223L124 225H121ZM149 223H152V225L150 224L151 226H149ZM77 224H79V225H77ZM101 224H104V226L103 225L101 226ZM61 226H62V228H61ZM86 226H87V228H86ZM144 227H148V228H144ZM246 228H247V230H246ZM243 229H244V232L242 231ZM86 230H89V231H86ZM215 231H216V233H213ZM37 238H39V239H37ZM61 238H62V240H59ZM242 239H243V241H242ZM58 240H59V244H61L60 247H59V244L57 242ZM60 241H62V242H60ZM96 242H95L96 244L99 243V241H97V240H96ZM242 242H244V243H242ZM102 243L107 244L108 242H102ZM36 244H38V246H36ZM68 244L70 245L69 248H65V247H68ZM76 244H77V247H76ZM78 244L81 246L78 247ZM106 244H104V245H106ZM159 244H161V243H159ZM62 245H64L63 250H62ZM71 245H73V246H71ZM107 245H111V244L108 243ZM163 245H166V244H163ZM163 245H162V247H163ZM42 246H43V244H42ZM87 247H91V245L86 244L83 248H87ZM181 248H183V247H181V246L176 247V249L179 252L182 250ZM66 249H67V251H66ZM54 252L59 253L58 259H56L58 257L57 253H54ZM60 252H61V254H60ZM70 252H72V250ZM91 252H93V254L95 253L94 255L90 253L91 256L94 257L96 255L95 256L96 258L95 257L91 258L90 254L88 257H90L93 261H96L97 260L96 252H94V251H91ZM16 253H18V254L16 255ZM12 254H13V257L11 256ZM7 255H8V257H7ZM33 258L35 259V261ZM41 258H43V259L40 260ZM73 262H75V261H73ZM168 263L169 264H184L183 262H168Z\"/></svg>", "mask_w": 264, "mask_h": 264}]
</instances>
